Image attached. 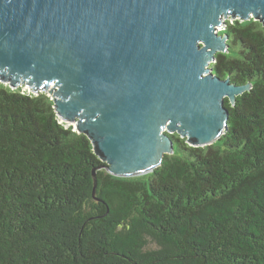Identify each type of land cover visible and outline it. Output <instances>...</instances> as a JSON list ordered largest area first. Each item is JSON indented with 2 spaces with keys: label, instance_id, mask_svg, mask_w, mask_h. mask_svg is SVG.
<instances>
[{
  "label": "trees",
  "instance_id": "obj_1",
  "mask_svg": "<svg viewBox=\"0 0 264 264\" xmlns=\"http://www.w3.org/2000/svg\"><path fill=\"white\" fill-rule=\"evenodd\" d=\"M223 35L214 73L251 91L226 100L218 142L175 134L140 177L110 175L47 92L0 81V264H264V26L235 20Z\"/></svg>",
  "mask_w": 264,
  "mask_h": 264
},
{
  "label": "water",
  "instance_id": "obj_2",
  "mask_svg": "<svg viewBox=\"0 0 264 264\" xmlns=\"http://www.w3.org/2000/svg\"><path fill=\"white\" fill-rule=\"evenodd\" d=\"M227 17L264 26V0H0V81L47 92L110 175L144 176L174 154L175 134L218 142L226 100L251 91L212 67L229 53L216 33Z\"/></svg>",
  "mask_w": 264,
  "mask_h": 264
},
{
  "label": "built area",
  "instance_id": "obj_3",
  "mask_svg": "<svg viewBox=\"0 0 264 264\" xmlns=\"http://www.w3.org/2000/svg\"><path fill=\"white\" fill-rule=\"evenodd\" d=\"M235 20H239V19H232L231 17H227V18H225L224 20H223V23H222V25H220V27H217V29H216V33H219V34H223L225 31H226V28H227V26H228V23H231V24H233V22L235 21ZM241 21V20H240ZM215 63V62H214ZM214 63H212V64H214ZM27 87V86H26ZM29 90H30V92H34L31 88H29V87H27ZM35 93V92H34Z\"/></svg>",
  "mask_w": 264,
  "mask_h": 264
},
{
  "label": "rangeland",
  "instance_id": "obj_4",
  "mask_svg": "<svg viewBox=\"0 0 264 264\" xmlns=\"http://www.w3.org/2000/svg\"><path fill=\"white\" fill-rule=\"evenodd\" d=\"M219 36H224L222 33L221 34H219V33H217ZM232 42V40H230V43ZM231 46H232V54H234L237 50H238V46H236V45H233V44H231ZM20 87H22L23 88V90L24 91H27L28 90V92H30V90L25 86V85H22V86H20ZM49 95V94H48ZM50 96V95H49ZM68 126H70V124H67ZM152 247L153 248H157V246L155 245V244H152Z\"/></svg>",
  "mask_w": 264,
  "mask_h": 264
}]
</instances>
